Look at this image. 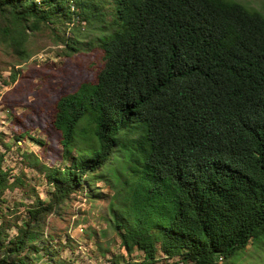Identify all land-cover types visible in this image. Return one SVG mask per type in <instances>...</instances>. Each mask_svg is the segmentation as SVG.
<instances>
[{
  "label": "trees",
  "instance_id": "trees-1",
  "mask_svg": "<svg viewBox=\"0 0 264 264\" xmlns=\"http://www.w3.org/2000/svg\"><path fill=\"white\" fill-rule=\"evenodd\" d=\"M42 26L64 54L94 50L100 67L55 97L51 114L44 101L11 121L16 136L45 134L49 163L38 170L52 189L21 222L1 215L0 264H71L49 245L46 219L72 193L98 195L99 180L110 188L106 226L138 255L107 264H264V10L238 0H0V44L18 58ZM3 156L0 194L26 185Z\"/></svg>",
  "mask_w": 264,
  "mask_h": 264
},
{
  "label": "rangeland",
  "instance_id": "rangeland-1",
  "mask_svg": "<svg viewBox=\"0 0 264 264\" xmlns=\"http://www.w3.org/2000/svg\"><path fill=\"white\" fill-rule=\"evenodd\" d=\"M238 1L264 10V0ZM26 47L29 56L22 59L0 44V152L4 154L3 166L26 183L21 189L0 194V219L3 215L16 223L26 219V206L32 203L34 196L46 201L52 187L38 170V162L49 163L47 157L41 156V144L37 140L44 139L45 134L34 126L27 134L16 136L15 133L20 132L14 133L11 121L22 123L26 114L43 108L44 101H47L45 111L51 114L55 97L72 91L84 78L92 81L100 67L94 50L64 54L62 43L46 26L30 32ZM5 143L9 144L8 148ZM52 163L58 166L60 161L56 159ZM94 184L93 190L98 195L88 198L85 194L88 187L80 193H72L60 214H50L46 219L44 232L48 234L49 245L71 264H107L113 255L128 257L104 219L110 188L102 180ZM9 232L13 235L14 227ZM46 257L37 258L36 264L44 262ZM129 257L138 255L134 253ZM45 262L53 264L51 260Z\"/></svg>",
  "mask_w": 264,
  "mask_h": 264
}]
</instances>
